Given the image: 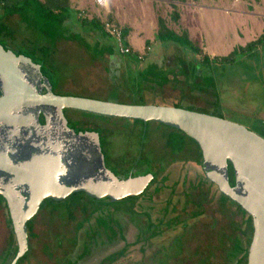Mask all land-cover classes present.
<instances>
[{
  "label": "rangeland",
  "instance_id": "rangeland-1",
  "mask_svg": "<svg viewBox=\"0 0 264 264\" xmlns=\"http://www.w3.org/2000/svg\"><path fill=\"white\" fill-rule=\"evenodd\" d=\"M178 1L197 5L199 0H110L107 10L94 0H69V3L77 18L86 21L108 18L120 29L124 23L139 30L146 22L151 32L155 30V17L159 15L165 26L180 36L181 24L172 21L169 15L171 9H178ZM171 3L175 8L170 6ZM241 3L260 4L264 0H241ZM193 10L195 22L193 26H187L190 40L200 43L203 39L208 53L214 50L217 54H226L233 50L232 47H243L260 35L256 28L248 26L243 27L248 33L245 31L244 36L239 37L236 33L241 29L238 16L196 7ZM1 21L11 31L15 43L26 45L27 41L33 40L42 44L45 41L19 22L16 15L4 16ZM75 31L80 32L81 40H58L52 51L37 53L27 46L19 47L25 55L42 65L55 92L122 104L188 109L240 124L264 139V39L252 49L238 52L232 60L220 62L202 60V54L192 53L181 44V40L162 42L156 33L145 32L137 42L141 48L136 52L143 53L146 47L149 50L143 60H137L135 51L117 53L112 38L99 35L89 26L75 28ZM6 39L7 45L12 46L10 38ZM95 39L98 45L93 43ZM0 43L7 47L3 40ZM100 46L103 48L101 52ZM11 49L17 51L16 47ZM66 115L69 125H77L79 119L84 118L83 123L99 133L103 163L112 174L121 177L146 172L156 174L146 193L135 200L131 210L147 212L154 223L160 217L163 220L176 218V223L171 226L162 224L161 233L146 242L132 243L139 228L145 226V218L140 215L130 219V213L113 210L119 207L130 209V205L125 201H111L107 202L109 206L105 211L109 210L121 224L123 240L107 242L96 231L91 216L78 230L74 244L73 224L85 215L81 204L69 206L74 219L71 220L64 204L45 201L31 219L28 252L19 264H63L66 258L77 257L83 248L84 251L90 249V253L75 264H97L124 242L129 243L126 252L111 264L223 262V253L234 227L245 229V215H239L228 203L220 204L213 184H196L197 178L204 175L195 162L197 151L191 140L154 121L109 118L75 111H68ZM166 140L174 146L182 145V150L170 151L165 146ZM85 201L87 205H94L87 199ZM163 207H167V212L163 213ZM196 211L200 214L194 216ZM177 241H180L181 248ZM14 246L15 240L7 225V212L0 203V264L10 262Z\"/></svg>",
  "mask_w": 264,
  "mask_h": 264
},
{
  "label": "water",
  "instance_id": "water-1",
  "mask_svg": "<svg viewBox=\"0 0 264 264\" xmlns=\"http://www.w3.org/2000/svg\"><path fill=\"white\" fill-rule=\"evenodd\" d=\"M42 88L45 93L40 92ZM30 107H39L44 116V108H54L55 121L69 141L66 150V147L48 146L49 151L43 153L42 149L43 154L15 168L6 164V156L0 152V174L7 176L6 182L0 177V195L5 201L16 246L8 264H14L26 251L25 223L43 198L58 201L83 192L96 199L117 200L140 194L151 179L150 173L125 179L114 176L104 166L97 135L87 131L74 133L67 128L62 108L154 121L185 134L200 151L204 177L251 218L252 234L246 264H264V139L256 133L221 117L179 107L54 95L48 80L40 74L38 64L0 45V124L16 120L12 112ZM18 118L24 124L32 123L40 131L49 128L48 117L40 128L35 115L34 118L31 114ZM61 151L68 155L65 162L60 160ZM227 164L231 168L233 185L228 183ZM66 175L69 177L65 178Z\"/></svg>",
  "mask_w": 264,
  "mask_h": 264
},
{
  "label": "trees",
  "instance_id": "trees-1",
  "mask_svg": "<svg viewBox=\"0 0 264 264\" xmlns=\"http://www.w3.org/2000/svg\"><path fill=\"white\" fill-rule=\"evenodd\" d=\"M75 13L76 11L70 6L69 0H0V40H3L7 47L3 46L2 43H0V45L6 49L16 47L17 48L16 52L22 53V54H25V53L22 52L19 49V47L27 46V48L28 47L30 48L29 50L39 53V52H42L43 50L52 51L54 44L58 40H68L71 38H77L81 40L80 32L75 31V28L84 29L85 26H89L90 29L95 30L96 32H98L99 35L101 36L105 35V33L102 31L101 21L99 19L91 18L88 21H86L84 20V18H81V19L77 18L75 16ZM9 15H16L18 17L19 22L24 23L28 28L34 30L39 35H41L43 39H45V41H42L44 43L39 44L33 40L27 41L26 45L25 43L24 44L15 43L13 39L11 38V31H9L6 25L3 24L1 21L2 17L9 16ZM170 18L172 21L175 22L177 20V13L173 11L170 15ZM125 32L126 31L124 29H121L122 36H124ZM156 36L162 42L164 41L168 42L171 39H172L171 41H176V42L181 40L182 41L181 44L185 46L186 48H188V50H190L192 53L198 51V48H196L193 45V43L190 40H188L185 32H181L180 36L176 35L174 32L170 31L165 26L164 20L161 17L156 18ZM6 37L10 38V42L13 44L12 46L7 45ZM261 40H262L261 37H259L256 40L247 43L243 47H239L238 49L232 50L230 54L220 58L219 60L220 61H230L235 57V55L238 52L242 53L244 51L252 49V47L259 44ZM93 43L94 44L96 43V45H98V41L96 39L93 40ZM101 50H103V48L100 46L99 52H101ZM45 58H49V57L46 56ZM30 60L32 62L37 63V61L33 60L32 58H30ZM39 65L42 68V65L41 64ZM168 128L174 129L171 127H168ZM174 130L180 132L182 135L187 137L181 131L177 129H174ZM188 139L191 140L190 138ZM192 142L196 147L195 148L197 151L196 155L198 157L195 162L200 166V163H201L200 151L196 143L194 141ZM165 146L169 148V150L172 152H179L183 148L182 145L180 146L171 145V142L167 140L165 141ZM227 168H229L231 172V168L229 164H227ZM150 174H151V179L146 185V187L143 189V191L140 194L133 196V197H124V198L117 199V200L109 199L106 197L96 199L88 195L84 196L82 193H75V194H70L68 197L62 200H58V201L47 200V201L55 203L57 205L64 204V208L67 211L66 213H68V218L71 220H74V219L73 217H71L69 206L73 204H81V210L82 212H84L85 215L81 219L74 222L73 224L72 239L74 241V244L77 242L76 240H77L78 230L82 228L85 222L89 221L91 216L94 218L95 227L97 228L96 231L98 233L100 232L107 242H112L115 239L123 240L121 224L119 223L117 218L112 216V213L109 212V210L105 211V209L107 206H109L107 202L125 201L128 205H130V209L129 208L122 209L119 207L120 209L114 208L113 210L114 211L120 210L122 211V213H127V214L130 213V216H131L130 219L134 218L135 216L142 215L146 221L145 226L139 228L138 233L136 234L135 239L132 243H137L140 240H142L143 242H146L148 238L161 233L162 224H165V226L166 225L171 226L174 223H176V218L175 220H172V218L163 220V218L161 217L157 218L156 222L154 223L151 220L150 215L147 212L145 211L136 212L134 210H131L135 200L138 197L143 196V193L147 190L148 186L152 184L153 180H155L156 174L155 173L154 174L150 173ZM205 183H207V186L212 185L204 176H202V178H197L196 184L201 185ZM228 183L230 185H233V178L231 181L228 180ZM214 190L216 191V194H218L219 196L217 197V201H219L220 204L225 205L226 203H228L229 205L235 207L239 215L241 216L245 215V218H244L245 229L240 230V229H236V226L234 227L235 230L233 231L232 235L229 237V245L223 253L224 260L221 264H246V252H247V247L250 242L251 231H252L251 218L248 214H246L243 210H241V208L237 204H235L234 202L229 200L227 197L220 194L216 188ZM85 199H87V201L89 202H93L94 205H91L92 207L90 205H87ZM42 204L43 203L39 205V208L42 206ZM166 204L169 205V202H167ZM86 206H88L89 209H87L88 207ZM162 211L163 213L167 212V207H163ZM197 214H200V212L196 211L195 213H193L194 216ZM7 222H8V225L10 226L9 219L7 220ZM31 229H32L31 220H28L26 222L27 240L32 235ZM177 243L179 244L178 247L181 248L180 241H177ZM128 245L129 243L124 242L123 245L119 249L106 254L103 258L100 259V261L97 264H111L115 262L118 258L124 255ZM27 247L29 248V245H27ZM28 248L23 253V255L16 260L14 264H19L21 260L25 258L28 252ZM15 250H16V246H14L13 248V254L15 253ZM82 250L77 254V257L75 255V257L73 258H66L63 264H75L77 260L81 259L82 257L90 253L89 252L90 249H87V250L85 249V251L84 250L82 251ZM237 255L239 256L237 257Z\"/></svg>",
  "mask_w": 264,
  "mask_h": 264
},
{
  "label": "flooded vegetation",
  "instance_id": "flooded-vegetation-1",
  "mask_svg": "<svg viewBox=\"0 0 264 264\" xmlns=\"http://www.w3.org/2000/svg\"><path fill=\"white\" fill-rule=\"evenodd\" d=\"M4 49H6V48H4ZM8 49L14 55L22 54V53H18L16 51L15 52L12 51L11 48H8ZM22 55L27 56L25 54H22ZM35 64H38V63H35ZM39 72L42 76L46 77V79L48 80V82L50 84V91L52 94L63 95V94H59L53 90V87H52V84H51L49 77L43 73V69L40 67V65H39ZM40 92L45 93V90L42 88L40 90ZM64 96H67V95H64ZM44 111L46 112L45 116L43 114L42 109H40L39 107H30L27 110L26 109L23 110V108H21L19 111H16L15 113L12 112V115H13V117L16 118V120L7 121L5 124H0V152H3L5 154L6 159H7L6 164L8 166H12V168H15V167L19 166V164H21V163L30 162L34 157H38L39 155L49 151L47 149L48 146H51V148H53L55 146H61L62 149H64L65 147H66L65 150L67 149V142L69 140H68L66 134L61 132V130L59 129L58 122L56 123V121H55L54 108H47L46 107V108H44ZM68 111H75V112H79V113L80 112L81 113H88V112L75 110V109H69V108H62L61 109L62 115H63L64 120H65L66 127L69 129H72L74 131V133L84 132V131L95 133L97 135L100 152H102L101 147H100V135H99V133L96 132L94 129L89 128L88 127L89 124L83 123L84 118L79 119V122L77 125H73V126L69 125L68 116L66 115V113ZM26 114H31L32 118H34V115H35L37 122H38V125H39V128L44 125L45 117H48V125H49L48 130L47 131L46 130L40 131V130L36 129L33 126V124L30 122L28 124H24L23 123L24 121L21 122V121L17 120L18 117L24 116ZM89 114L97 115V114H93V113H89ZM99 116H102V115H99ZM104 117H108V116H104ZM109 118H116V117H109ZM121 119H125V118H121ZM141 122H145V121H141ZM42 149L45 150L44 152L42 151L43 153L41 152ZM60 156H62V157H60L61 158L60 160L62 162H65V157H68L67 153L62 152V151L60 153ZM143 174H146V173H143ZM143 174H140V175H143ZM227 175H228V180L231 181L232 180V172H230L229 168H227ZM114 176H116V175H114ZM134 176H136V175L128 174L127 176H124V177L123 176L122 177L116 176V177L119 179H125L127 177H134ZM0 177H3L2 178L3 181L6 182V179H7L6 175L0 174ZM68 177H69V175H66L65 178H68ZM77 193H82L83 195H87L83 192H77ZM0 199H1L0 203H2L6 209L5 201L1 197V195H0ZM47 200H52V199L43 198L41 203H44ZM38 209H39V206H38L37 210L35 211V213L33 214V216L36 214ZM6 212H7V209H6ZM33 216L30 217L28 220H31L33 218ZM8 219H9V217H8V213H7V220ZM7 225H8V222H7ZM25 225H26V223H25ZM10 230H11V227H10ZM251 234H252V231H251ZM27 245H28V240H27ZM247 249H248V247H247ZM246 254H247V252H246Z\"/></svg>",
  "mask_w": 264,
  "mask_h": 264
},
{
  "label": "crops",
  "instance_id": "crops-1",
  "mask_svg": "<svg viewBox=\"0 0 264 264\" xmlns=\"http://www.w3.org/2000/svg\"><path fill=\"white\" fill-rule=\"evenodd\" d=\"M178 3H180V5H177L178 6L177 10L174 7L173 3L170 4V6L172 8L174 7L175 9H171L169 15H171L173 11L177 13L176 22L181 24L182 27L181 31L186 33L189 40H190V33H189L190 31L187 28V26H191V25L193 26L194 24L193 22H195L196 18H195V10H193L194 7H196L197 9L199 8L200 10H204V9L209 11L217 10L223 12L224 14L238 16L240 17L239 21L242 24L239 25L240 26L239 28L241 29L236 32L239 37L244 36V33L247 32V30L244 29L243 27L248 28L249 26V27H253L254 29L256 28V32L260 33V35L257 36L254 40H256L259 37H261V39H264V3H260V4L247 3L244 5L241 3V0H199L197 5H193L191 3H186V2H179V1ZM157 17H161V16L156 15L155 22ZM121 27L126 31L123 36L126 44L135 52L141 48L138 47L137 42H139V38H141L145 32L156 33V27L155 30L150 32L146 22L143 24L142 29L140 28L139 30H134L132 24L123 23L121 24ZM196 42L197 41H192L193 45L196 48H198V51L194 52V54L195 53L202 54V60L204 61L210 59L219 60L220 58L227 56L228 54H230V52H232L231 50L228 51L226 54H217L214 50H211L208 53V48L206 47V45H204L203 39H200V43L198 42L196 43ZM234 48L235 47H232L233 50Z\"/></svg>",
  "mask_w": 264,
  "mask_h": 264
},
{
  "label": "built area",
  "instance_id": "built-area-1",
  "mask_svg": "<svg viewBox=\"0 0 264 264\" xmlns=\"http://www.w3.org/2000/svg\"><path fill=\"white\" fill-rule=\"evenodd\" d=\"M95 3L100 6L102 9L107 10L110 6V0H94ZM102 31L106 36L112 38L115 42V49L119 54H130L132 49L124 42V37L122 36L121 30L118 25L114 22L104 19L101 21ZM149 50V47H146L144 52H135L134 56L138 60H143L146 54V51Z\"/></svg>",
  "mask_w": 264,
  "mask_h": 264
},
{
  "label": "bare ground",
  "instance_id": "bare-ground-1",
  "mask_svg": "<svg viewBox=\"0 0 264 264\" xmlns=\"http://www.w3.org/2000/svg\"><path fill=\"white\" fill-rule=\"evenodd\" d=\"M8 197H9V195H8Z\"/></svg>",
  "mask_w": 264,
  "mask_h": 264
}]
</instances>
